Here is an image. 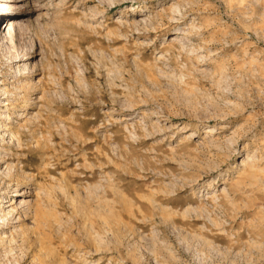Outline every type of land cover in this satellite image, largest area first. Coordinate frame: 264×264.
Instances as JSON below:
<instances>
[{
  "label": "rangeland",
  "instance_id": "1",
  "mask_svg": "<svg viewBox=\"0 0 264 264\" xmlns=\"http://www.w3.org/2000/svg\"><path fill=\"white\" fill-rule=\"evenodd\" d=\"M20 6L0 44L17 92L0 98V264H264V0ZM11 45L34 46L33 77Z\"/></svg>",
  "mask_w": 264,
  "mask_h": 264
},
{
  "label": "bare ground",
  "instance_id": "2",
  "mask_svg": "<svg viewBox=\"0 0 264 264\" xmlns=\"http://www.w3.org/2000/svg\"><path fill=\"white\" fill-rule=\"evenodd\" d=\"M20 1L21 0H0V9H1V12H0V44L1 45L2 44L4 45V43L7 42V41H9L11 44H13V42H15L14 41V38L17 35V27H18L19 23L21 24L20 18H22V17H24V16H26L27 14L30 13L24 7H21V6L18 7V2H20ZM11 3H14V4L12 5ZM10 20H12V23H11V27L9 29V32L4 34V28H3L4 27V23L6 24ZM33 48H34V46H32L29 49V52H27L25 54H22V55L18 52L19 48L15 47L14 45H11V47L8 48L9 49V52L11 54H13V56H11V58L9 59L10 62L8 63V65L10 66L11 71L13 70V73L15 74L14 77L17 79L16 81H19V79H21V78H24V79L31 78L36 73V71L33 70V67H31L29 65V63H26L31 58L29 55L33 51ZM22 63H24V64L21 66ZM22 67H23V70H24L23 74H22ZM18 74H21V75H18ZM0 75H1V73H0ZM0 85H4V84L3 83H0ZM10 93H12V99L13 98L16 99V96H17L16 93L17 92L8 91L6 88L4 89V88H2L0 86V98H1V96H4L5 97V100H6V99L9 98V94ZM1 102L2 101H0V103ZM6 107H10V105L8 104ZM2 116L0 117V119L3 118ZM17 134H20L19 131H11V135H12L13 138ZM9 151H11L12 154L9 155L11 159H7L8 162H9V160H14V159H12V157L19 156V154L21 152L20 148H15V147H10L9 148ZM5 162H6V159H5ZM27 168H28V165H25L21 170L24 172ZM8 169H9V171H11L12 168L11 167H8L7 170ZM23 172L21 173V175L17 174V177L18 178H21L20 180H18V185H17L18 187L15 190V191H18V193L17 194L15 193L16 195H14L12 197L26 196L28 194V193H25V192H23V193L22 192H19V190H18V188L21 185H23V183H24V180L23 179H26V178H23L24 177V175H23L24 173ZM13 177H15V176L10 175V178H13ZM9 202H10V200L7 201V203H9ZM22 203L23 202L21 201L19 203V205H22ZM31 207H33V206H31ZM29 209H30V207H29ZM1 212L4 213L3 217L0 219V220H2V222L0 223V228L3 229L4 226H5V222L8 220V217L7 216L10 215L12 212H10V211H7L6 212V209L5 208H3L1 210ZM26 213H27V211L25 209V203H24V205L21 206L19 208V210L17 211V215L19 216V221H18L19 223H21L23 221V219H25V218H23L21 220L20 219V216H25ZM36 216L39 217V213L38 212H36Z\"/></svg>",
  "mask_w": 264,
  "mask_h": 264
}]
</instances>
